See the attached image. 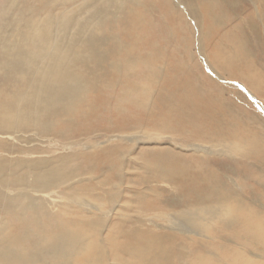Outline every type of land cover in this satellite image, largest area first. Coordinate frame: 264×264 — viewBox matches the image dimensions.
<instances>
[{"label":"rangeland","instance_id":"obj_1","mask_svg":"<svg viewBox=\"0 0 264 264\" xmlns=\"http://www.w3.org/2000/svg\"><path fill=\"white\" fill-rule=\"evenodd\" d=\"M18 1L0 0V45L7 36L13 3ZM78 1L59 4L56 0H28L37 12L26 17L23 35L46 23L48 30L55 29L60 13H75ZM100 1L101 6L98 0L96 5L103 9L102 17L108 19L101 23L93 19L87 26L88 35L99 39L98 50L106 56L104 71L96 72L94 89L84 91L80 101L59 103L57 115L42 114L39 111L42 108L28 111L29 106H22V117L28 113V118L21 119L18 128L0 126V159L9 164L8 171L25 175L28 182L41 171L55 176L56 184L30 192V196H39L41 201L47 198L48 207L58 202L59 207L63 205L76 217L83 215L82 210L96 213L91 220L106 219L102 238L120 220L117 210L132 205L128 198L138 191L146 177L154 190L147 193L144 201L149 212L159 206L153 201L159 196L164 200L160 207L183 218V214L190 212L184 204L187 201L182 199L192 197L187 191L196 188L200 196L206 197L224 188L225 194L237 189L246 202L252 203L249 213H261L257 205L264 204V159H260L264 158V0ZM93 8V4L85 5V13H93ZM72 19L75 30L77 18ZM49 20L54 24L48 23ZM14 30L20 31L18 27ZM48 41L49 36L40 44L48 45ZM241 45L242 53L236 52ZM36 52L39 53L37 48ZM227 57L229 60H222ZM94 66L86 68L89 67V72L96 71ZM67 74L60 70L44 80L65 84ZM7 85L0 84V123L7 121L8 109L18 106L16 94L26 97V90L20 91L15 84ZM145 88L149 89L148 94L144 93ZM196 98L212 101L203 104L210 106L209 111L214 109L211 111L214 118L201 127L192 126L196 104H202L198 101L192 104L191 100ZM197 130L216 145L195 139L192 135ZM244 153H253L258 161ZM164 170L176 172L171 182L159 177ZM208 171L212 177L207 176ZM77 183L80 185L76 189L70 188ZM1 193L13 196L16 191L0 190ZM68 195H76L78 200ZM108 200L112 210L100 209ZM204 207H212L211 202ZM215 212L221 219L222 212L217 209ZM258 219L245 224L240 217L226 233H215L217 224L211 220V227L205 232L213 237L214 245H222L216 249L221 256L234 252L231 264H264V260L245 252L246 246L255 250L253 238L261 239L256 245H264L260 233L264 214ZM0 220L13 224L8 214L0 212ZM200 223L194 220L195 225ZM152 225L145 228L181 235L183 238L179 240H184L189 257L194 254L199 259L205 257L210 262L207 264H212L211 253L204 249L210 239L184 230L155 229ZM47 226L53 225L47 221ZM226 237L229 242L223 240ZM78 255L82 257L83 253ZM222 259L230 261L225 256Z\"/></svg>","mask_w":264,"mask_h":264},{"label":"bare ground","instance_id":"obj_2","mask_svg":"<svg viewBox=\"0 0 264 264\" xmlns=\"http://www.w3.org/2000/svg\"><path fill=\"white\" fill-rule=\"evenodd\" d=\"M56 1L63 4L72 0ZM98 2L100 4L102 1L98 0ZM77 3L79 4L76 8L78 11L75 9V13H60V22L55 25V29L48 30L46 23L41 26L45 30L42 28L36 29L33 33H28L29 35H23V28L26 26L27 21L26 17L37 11L33 5L29 4L28 0H19L13 3V14L8 16L9 21L6 25L7 36L0 45V84H15L20 91L26 90V97L22 98L19 93L16 94L18 106L8 109L10 115L7 121L0 123V126L18 128L23 119L28 118V113H25L22 117V106H29L28 111L36 112L42 108L39 110L42 114L57 115L60 108L58 107L59 103L78 102L81 100L84 91L94 89L95 84H92V81L97 77L96 72L104 71L106 56L98 50L99 39L88 35L90 32L87 24L93 19L96 23H101L107 17H102L103 9L96 5L97 0H79ZM92 4L94 5V12L91 14L85 13V5L92 6ZM75 17L77 18V27L74 30L72 18ZM48 23L54 24L51 20ZM14 27H18L20 31L14 30ZM48 36V45H41L40 43L47 40ZM36 48L41 55L36 52ZM242 49V45L238 46L236 52L242 53ZM247 52L249 53V51L245 53L247 54ZM229 58L222 60L226 61ZM92 64L95 65L96 71L92 69L89 72L88 68L92 67ZM87 66L89 67L86 68ZM80 68L85 72L79 70ZM60 70L68 73L64 76L67 79L65 84H50L44 80L48 76L54 77L56 72ZM148 77H150V74ZM30 89L31 92L28 94ZM144 93L148 94L149 89L145 88ZM196 101L202 102V104H196V116L192 126L198 125L201 127L214 118L211 114L214 109L212 108L209 111L210 106L207 108V105L203 104V102L211 104L212 101L210 100L196 98L191 100V103L194 104ZM40 127L43 129V125ZM180 130L184 129L181 127ZM187 132L190 133V130ZM200 133L198 131L192 136L197 140L206 142L209 146L216 145L214 141ZM4 136L8 137V134ZM190 145L200 149L203 147L200 144L191 143ZM229 149L239 154L237 150ZM243 155H248L258 161L253 153H244ZM8 166L5 160L0 159V190L16 191L13 196H9L7 193L0 194V212L10 215L13 220L12 225H8L6 220H0V264H108V259H110L111 264H190L196 261L201 262V264L210 263L205 260V257L199 259L195 254L189 257L190 253L184 240H179V238H183L181 235L177 236L170 231L164 234L157 232L156 228L184 230L208 238L211 242H206L204 249L211 253L214 259L211 260L212 264H216V262L231 264L235 258L234 252L228 251L227 255H222L230 260L229 263L224 262L220 252L216 250L222 245H214L212 242L213 237L205 232L207 228L211 227L209 221L212 220L215 225L217 224L216 229H213L215 233L221 231L226 233L235 226L234 221L237 223L240 221V217L244 218L245 224H250L264 214V204L257 205L261 208V213H249V207L253 204L246 202V198H242L237 189L225 194L224 188L215 190L211 195L204 193L206 197L200 196L196 188L187 191L188 196L192 197H181L187 201L184 204L189 206L188 210L190 212L183 214V218L176 217L173 213H170L171 211L160 207L161 201L164 202V200L159 196L152 198L159 206L152 207L149 212L146 210L147 206L144 201L147 193L154 190L150 189L149 178L146 177L139 184L138 191L128 198V202L132 205H124L117 210L120 220H116L102 238L106 219L96 218L91 220L96 217V213L82 210L80 213L83 215L79 214V217H76L75 214L67 212L63 205L59 207L58 202L57 205L52 203V206L48 207L47 198L41 201L39 196H30V192L36 193L51 188L56 184L54 181L55 176L46 175L41 171L34 175L31 182H28L25 180V175H21L19 172H9ZM175 175L176 172L173 170H164L159 177L164 182H171L170 180ZM207 176L212 177V172L208 171ZM215 177H217L216 173ZM230 180L237 183L233 178H230ZM79 185L80 183H77L70 186V188L76 189ZM68 197L78 200L76 195H68ZM207 202H211L212 207L205 208L204 205ZM108 203L109 200L106 204L103 203L100 209L108 208L107 210L111 211L112 208L109 205L112 204L110 202L108 205ZM193 203L198 205H192ZM69 207H71L70 204ZM69 207L67 206V209ZM215 209L222 212L221 219H218ZM101 212L104 213V211ZM151 214L153 217H150ZM176 215L181 216L180 213H176ZM52 216H55V218H52ZM194 220H197V222L200 220L201 223L195 225ZM47 221L53 226L48 227ZM163 221L165 223L162 225ZM150 223L153 224L152 227L156 230L150 228L148 231V228H145ZM192 226H194V229H191ZM106 228L108 229V227ZM262 229L260 233L264 238V226ZM227 238L221 239L229 242ZM253 239L252 245L255 250L248 248L250 246H246L245 252L251 254L253 258L264 260V245H256V243L261 242V239L259 237ZM182 248H185V253L182 252ZM79 252L83 253L82 257L78 255Z\"/></svg>","mask_w":264,"mask_h":264}]
</instances>
